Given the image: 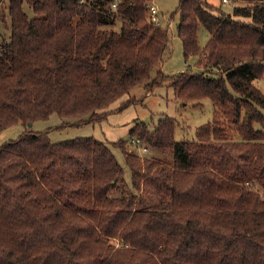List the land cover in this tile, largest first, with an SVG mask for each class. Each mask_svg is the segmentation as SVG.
<instances>
[{
  "label": "trees",
  "instance_id": "16d2710c",
  "mask_svg": "<svg viewBox=\"0 0 264 264\" xmlns=\"http://www.w3.org/2000/svg\"><path fill=\"white\" fill-rule=\"evenodd\" d=\"M151 1L9 0L0 132L53 113L72 118L62 124L101 122L132 86L149 92L164 79L181 101L210 98L215 111L192 141L176 139L175 117L134 120L130 137L151 152L115 143L131 184L94 136L53 141L49 131L26 129L7 141L0 264H264V92L254 84L264 75V0H233L231 12L179 0L184 56L203 69L155 76L169 33L152 20Z\"/></svg>",
  "mask_w": 264,
  "mask_h": 264
},
{
  "label": "rangeland",
  "instance_id": "374dc122",
  "mask_svg": "<svg viewBox=\"0 0 264 264\" xmlns=\"http://www.w3.org/2000/svg\"><path fill=\"white\" fill-rule=\"evenodd\" d=\"M208 1L216 6L222 5L223 10L227 12H231L235 5L233 0L225 2H222V0ZM150 4H154L158 8L157 22L161 27L167 29L169 33L167 52L153 70L152 75H156L157 69H161L167 75H176L188 67H191V71L202 70L201 65L196 63L197 56L185 58L182 40L177 35L179 14L175 13V11L179 0H152ZM24 10L29 17L35 16L32 6L27 1L24 2ZM116 26L119 27V23ZM10 34L11 17L9 14V0H3L0 5V41L3 38L8 40ZM208 37V31L201 25L199 29L201 46L205 45ZM212 71L220 73L218 69H212ZM169 83L170 80L164 79L160 85L154 86L149 92L145 87V83L132 86L129 95H124L112 103L109 108L111 111L101 122L80 125L72 122L62 124L64 121L72 118H62L57 113L51 114L47 119L35 120L28 125L24 122H18L0 132V146L11 139L17 138L26 129L49 131V135L53 141L67 140L80 136H94L105 141L110 146L124 167L126 180L131 184V169L126 163L123 150L119 146H116L115 143L128 141L124 144L127 149L139 153L140 156H146L151 152V148L147 144L143 143L148 147L146 151L139 150V147L137 148L133 145L129 129L134 120L141 119L150 126H153L164 115L175 117L178 121L175 128V137L177 140L185 141L195 139L196 128L199 125L213 121L215 106L210 98L201 100L199 104L181 101L176 97L175 89ZM254 84L264 92V75L255 79ZM123 101H128L130 104L120 110V105ZM59 124L61 125L58 126Z\"/></svg>",
  "mask_w": 264,
  "mask_h": 264
},
{
  "label": "built area",
  "instance_id": "2783aa9c",
  "mask_svg": "<svg viewBox=\"0 0 264 264\" xmlns=\"http://www.w3.org/2000/svg\"><path fill=\"white\" fill-rule=\"evenodd\" d=\"M224 1H227V0H224ZM150 14H151L152 20H154V21L158 20V16H157L158 8L154 4H150ZM132 143L135 147H137V148L139 147V150H142V151L147 150V147L143 144V142L139 138L133 137Z\"/></svg>",
  "mask_w": 264,
  "mask_h": 264
}]
</instances>
